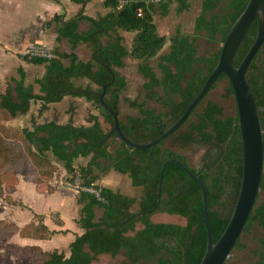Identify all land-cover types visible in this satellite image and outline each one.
Segmentation results:
<instances>
[{"label": "trees", "instance_id": "trees-1", "mask_svg": "<svg viewBox=\"0 0 264 264\" xmlns=\"http://www.w3.org/2000/svg\"><path fill=\"white\" fill-rule=\"evenodd\" d=\"M74 1L81 4L74 16L65 18L64 14H55L50 19L56 23L57 39H66L71 50L64 52L54 48L52 57H23L32 64L45 65V73L34 80L38 91L27 83L23 66L17 68L18 76L10 78L5 91H0V194L14 189L21 172L52 189L50 181L58 168L53 159L66 170L65 180L77 178L83 186H93L99 194L77 192L82 204L78 224L84 232L70 243L69 256L58 250L45 252L36 245L7 246L16 255L17 263L26 260L30 264H93L99 254L108 253L123 255L127 264H198L207 240L201 188L177 163L169 162L164 169L158 202L161 165L168 158H178L201 178L207 190L211 229L217 240L229 221L241 182L242 144L237 113L236 117H224L223 107L211 100L197 112L204 97L168 137L180 148L207 137L223 146L221 157L211 169L193 168L179 150L166 147L165 140L153 147L132 148L121 142L115 132L109 134L114 120L101 104L99 93L106 84L104 101L118 114L120 128L129 139L140 143L153 140L175 122L187 102L199 92L217 64L228 29L248 0H201L195 33L178 28L169 38L158 33L154 13L167 14L174 1L178 12L188 10L189 0H104L109 11L98 17L84 13L89 0ZM82 21L88 23L86 30H80ZM257 30L256 18L243 39L235 65L251 47ZM123 31L134 33L130 48ZM197 33L209 43L219 45L218 48L200 54ZM168 40L169 50L160 54ZM81 43H86L91 50L89 60L80 59L75 52ZM127 57L139 61L138 69L145 79L144 99L128 100L138 113L123 119L120 97L127 80L118 69L125 65ZM153 57L156 68L149 63ZM223 77H227L226 74H221L211 89ZM246 77L258 105L264 107V42L255 53ZM84 78L95 87L90 83L79 84ZM228 88L233 93L230 81ZM67 95L85 97L97 104L101 116L94 115L91 124L79 126L54 119L35 124L32 129L6 125L9 119L28 112L33 102H40L42 109H46ZM149 100L157 102L162 109L148 106ZM194 115L197 120L190 122ZM261 120L264 128V110ZM115 141H118L116 147L113 146ZM80 157H88V161L76 164ZM111 170L128 175L134 186L143 187V193L139 197L131 196L101 184L102 176ZM261 191H264V174ZM259 195L242 235L250 233L255 225L264 228V202H259ZM96 207L103 210L99 218H96ZM154 207L152 212H145ZM154 212L181 215L186 218V224L155 222L151 219ZM134 213L140 214L132 216ZM17 231L23 237L35 239H46L55 233L41 215L22 227L0 221V245ZM242 235L235 244L239 249L246 248ZM257 244L252 253L257 264H264V235L257 237Z\"/></svg>", "mask_w": 264, "mask_h": 264}, {"label": "rangeland", "instance_id": "rangeland-1", "mask_svg": "<svg viewBox=\"0 0 264 264\" xmlns=\"http://www.w3.org/2000/svg\"><path fill=\"white\" fill-rule=\"evenodd\" d=\"M42 2V0H0V40L6 38L8 31H12L11 34H16L21 33L24 28H30L34 20L37 19L38 12H41V10L45 11L47 9L46 6H50L48 2ZM189 2L190 8L182 12L177 11V2L174 1L170 5L167 14L164 15L160 11H156L154 13V21L156 23L159 34L165 35L169 38L171 34L178 28L186 33H195V20L201 11V0H189ZM61 12L65 17L68 16L66 7H63L61 9ZM49 19L47 17L40 20L41 24L36 30L37 37L42 38L46 30L51 28V22L49 23ZM197 34L199 36L197 43L199 45L200 54L213 52L218 48L219 45L211 44L201 33ZM124 36L126 39V45L130 48L134 38V33L126 32ZM44 42L48 44L47 46L49 50H53L55 48L47 41L44 40ZM169 43L170 41L168 40L160 51V54L166 53L169 50ZM35 44H37V41H35V39H32L25 44V47H11L5 45L3 41H0V91H5L9 84L11 76H18L17 68L19 64H25V68L27 70V83H32L34 85L35 91H38V85L34 83V80L41 74L42 66H33L32 63L23 58L26 52L31 48V46ZM64 49L66 51H70V47L67 45L64 47ZM78 53L80 59L87 60L90 58L91 50L87 45H83L78 50ZM149 63L154 66V68H156L155 57L150 59ZM138 64L139 61L127 57L125 58V65L122 68L118 69V71L123 76H125L127 80V85L122 91L120 97V117L123 119L127 115H136L138 113L137 109L135 107H132L129 104L128 100L144 99V89L142 85L145 79L138 69ZM78 83L82 85L90 83L93 88L95 87V84L91 83L87 78L80 79ZM13 85L14 83H11V86ZM228 87V78L223 77L222 79H220L216 83V86L208 91L207 95L198 106L197 112H200L205 106L206 102L211 100L219 103L223 107L224 117L236 116V102L233 94L228 90ZM148 106L152 108L162 109V107L153 100L148 101ZM100 112L101 110L98 105H95L91 101H88L85 97L67 95L61 101L49 104L46 109H42V107H40V103L36 101L32 103L30 110L26 114L9 119L6 125L21 129L22 127H32V125L36 122H42L51 119L57 120L61 123L72 122L78 126L87 125L88 122H90L91 116L94 114L101 116ZM196 120L197 116L194 115L191 117L190 122ZM186 127H188V125H185V128ZM197 141L198 140L195 139V141H192L191 144H188L186 147L180 148L178 145L174 144L172 138H167L164 141V145L174 150H179L186 156L187 161L189 162V165L191 167L198 168V163L201 161V155L203 154V146L199 147ZM113 144L112 145L116 147L118 141H115ZM50 157L52 156L50 155ZM86 160H88V157H80L76 160V164H82ZM53 161L57 164L58 168L55 171L52 179H54L56 183L60 181L61 186L68 190L70 194H74L75 192L77 193L78 189L70 187L67 184V181L65 180L66 170L64 169L63 165L56 159H53ZM116 174L117 173L113 170L110 172V174L106 173L104 175L105 181L104 183H102L131 196L139 197L143 193L142 186H134L129 177H116ZM4 193L5 192L3 191L2 195H4ZM56 198L61 197H55V199ZM259 202H264V191L260 192ZM1 205L2 203H0V210ZM98 213H102V209H100ZM52 217L54 218V216ZM151 219L156 222H171L181 225L186 224L185 217L167 212H154L151 215ZM0 221L9 222L6 219H0ZM138 225L139 227H141V224ZM263 235L264 228L257 225L253 227L250 233L243 234L241 237V241L246 245V248L239 249L238 247H235L232 250L230 256L227 258L228 264H257L252 250L258 246L257 237ZM6 239H3L0 245V247H2V252L8 251L13 253V250L8 248L6 243H4ZM116 260L117 261L114 264H127L125 257L121 254L116 256ZM16 263L17 262H15V264ZM24 263L26 264L27 261L22 260L17 264ZM112 263L113 262H111V264ZM99 264H105V262L100 259Z\"/></svg>", "mask_w": 264, "mask_h": 264}, {"label": "water", "instance_id": "water-1", "mask_svg": "<svg viewBox=\"0 0 264 264\" xmlns=\"http://www.w3.org/2000/svg\"><path fill=\"white\" fill-rule=\"evenodd\" d=\"M258 19V30L255 39L238 65H235L239 48L243 39L255 19ZM264 42V0H248L244 9L237 16L228 29L225 39L221 44L217 64L209 74L203 86L193 98L187 102L184 112L164 132L157 135L153 140L140 143L129 139L121 130L119 116L116 111L104 101L103 91L99 93L101 104L111 113L114 125L109 134L116 133L119 140L132 148L153 147L168 138L175 132L191 115L195 107L206 96L221 74H226L234 94L238 125L242 144V175L238 196L223 232L217 240L211 229L208 213V196L206 187L201 178L194 174L178 158H168L161 165L157 201L161 198V188L165 166L169 162L177 163L185 172L193 178L201 188L203 201V218L206 230V247L198 264H225L235 247L236 242L245 230V226L251 211L258 199L261 189V181L264 174V128L261 120L263 106L258 105L253 88L246 77L247 69L258 49ZM114 78V73L112 71ZM152 208L145 212H152ZM144 213V212H140ZM140 213H134L132 216Z\"/></svg>", "mask_w": 264, "mask_h": 264}, {"label": "crops", "instance_id": "crops-1", "mask_svg": "<svg viewBox=\"0 0 264 264\" xmlns=\"http://www.w3.org/2000/svg\"><path fill=\"white\" fill-rule=\"evenodd\" d=\"M42 1L48 2L50 6L47 5L46 6L47 9L45 11L41 10V12L40 11L38 12V17L37 19L34 20L30 28L29 27L24 28L21 33H16V34H11L12 31H8L6 38H3L0 41H3L5 45L11 47H19V46L25 47V44L32 39H35V41L38 42L40 41L44 42L45 40L48 43L52 44L55 48H59L60 51L69 52L64 49L66 45L70 47L68 41L66 39H61V40L57 39L56 23L51 22L50 24L51 28L46 30L42 38L36 36L37 35L36 30L41 24L40 22L41 19L47 17L48 19L49 18L51 19L55 14H63L61 12V9L63 7H66L68 11L67 12L68 16L66 15L67 17L65 18L72 17L80 10L81 4L74 0H42ZM108 11H109L108 8L104 6V0H89L84 7V13L93 17L104 15ZM87 28H88V23L82 21L80 23V30H86ZM125 33L126 31L122 32L123 35ZM104 41H106V38H104ZM83 45H87V44L81 43L77 46V49H75V52L77 54H79L78 50ZM90 58H91V53H90ZM32 65L37 66L35 64ZM19 66H23L27 73L25 64H19ZM38 66H42V70H41V74L36 78L41 77L46 70L44 64H38ZM24 114H19V115H24ZM42 122H36L32 125V127H22V128L32 129L35 124ZM91 123L92 121L90 118V122H88L87 125ZM87 161L88 160H86L82 164H85ZM111 171H109L108 173L110 174ZM116 173H117L115 175L116 177L119 176L129 177L126 174H121L118 172ZM104 175L100 180L101 184H103L105 181ZM50 183L53 186L52 189H49L46 184H39L34 182L32 179L26 176L25 172H21L18 174V182L15 185L14 189L10 192L4 190L5 192L4 195L0 194V203H2L0 210V219H4V220L6 219L7 221L15 224L16 226L22 227L24 224L29 223L30 221L33 222L36 221L37 215H41L43 216L44 223L48 226V228L55 232L49 238L35 239L31 237H23L17 231L13 233L11 236L7 237L6 241H4L6 245L10 244V245L18 246L20 248H23L27 245H36L42 248V250L45 252L58 250V251H63L66 256L70 255V243L75 239L77 235L84 232V229L78 224V219L80 217V210L82 208V204L79 203L78 201V193L75 192L74 194L73 193L70 194L68 190H66L65 188H63V186H61L60 181L56 183L54 179H51ZM115 191H120V190H115ZM59 196L61 198L55 199V197H59ZM100 209L101 208L96 207V218H99L102 215V213H98ZM52 216H54V218ZM116 256H112L108 253L99 254L97 258L93 261V264H99L100 259H102L105 262V264H111V262H113L112 264H114L117 261ZM16 261H17V257L15 254L8 251L2 252V247H0V264H15ZM26 264H30V263L27 261Z\"/></svg>", "mask_w": 264, "mask_h": 264}, {"label": "flooded vegetation", "instance_id": "flooded-vegetation-1", "mask_svg": "<svg viewBox=\"0 0 264 264\" xmlns=\"http://www.w3.org/2000/svg\"><path fill=\"white\" fill-rule=\"evenodd\" d=\"M228 90L230 91V89H228ZM233 96H234V94H233ZM234 117H236V116H234ZM189 144H191V142ZM197 144L199 147L203 146L202 147L203 148V154L201 155V161L198 163L199 164L198 168H205L207 170L211 169L212 166L221 157V155L224 151L223 146L219 142H217V141H215L209 137L198 139Z\"/></svg>", "mask_w": 264, "mask_h": 264}, {"label": "built area", "instance_id": "built-area-1", "mask_svg": "<svg viewBox=\"0 0 264 264\" xmlns=\"http://www.w3.org/2000/svg\"><path fill=\"white\" fill-rule=\"evenodd\" d=\"M139 15H141V11H139ZM47 45L48 44L45 42H42V41L38 42L37 41V44L31 46V48L26 52L25 55H28V56H45V57L54 56L53 50H49ZM66 181L70 187L76 188L78 190H84V191L92 192V193H95L97 195L99 194V192L93 186H89V187L83 186L81 184L80 180L77 178L74 180H66Z\"/></svg>", "mask_w": 264, "mask_h": 264}]
</instances>
